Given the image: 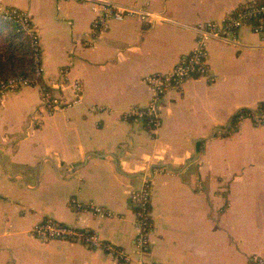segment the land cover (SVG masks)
I'll use <instances>...</instances> for the list:
<instances>
[{"label": "crops", "instance_id": "0c3cea01", "mask_svg": "<svg viewBox=\"0 0 264 264\" xmlns=\"http://www.w3.org/2000/svg\"><path fill=\"white\" fill-rule=\"evenodd\" d=\"M108 1L147 5L171 22L115 21L89 46V2L0 0L30 14L45 84L67 98L73 81L83 85L82 103L41 124L32 118L38 87L0 96V264H121L81 244L32 236L48 217L98 233L133 254L131 264H250L264 255V125L237 113L264 103V38L244 26L231 40H211L209 75L166 93L157 130L122 114L150 101L146 75L170 71L196 47L197 24L222 21L251 0ZM146 177L154 228L150 251L140 255L132 195ZM73 199L114 216L80 210Z\"/></svg>", "mask_w": 264, "mask_h": 264}, {"label": "built area", "instance_id": "2783aa9c", "mask_svg": "<svg viewBox=\"0 0 264 264\" xmlns=\"http://www.w3.org/2000/svg\"><path fill=\"white\" fill-rule=\"evenodd\" d=\"M91 4L95 13L88 39L89 46L95 45V41L107 33L113 22L123 21L127 18H137L149 24L157 22H171L164 15L150 10L147 5H129L108 0H84ZM0 17L13 21L25 29L38 46L36 68L38 76H43L44 67L41 62V47L39 35L35 31L31 16L28 12L15 7H0ZM249 26L252 31L264 38V0H251L243 3L237 9L229 13L222 21H205L194 27L196 32V47L183 55L176 65L167 72H154L144 77L145 83L151 89V99L145 106H131L122 115L124 119L144 121L150 129L157 130L162 124L160 104L166 93L171 89L180 90L187 80L193 77L209 75V49L208 43L213 39L231 40L240 28ZM232 36V38H231ZM61 80H69V69L60 68ZM73 96L67 98L56 94L53 89L39 81L31 83L20 77H12L0 82V96L8 91H17L26 86L38 87L41 91V103L33 115V122L41 124L46 115L66 110L82 103L83 85L80 80L71 83ZM96 108V107H93ZM240 122L251 121L253 124L264 125V105L253 108L241 109L237 113ZM135 207V224L137 234L135 237V252L145 255L150 251V237L154 228V221L150 209L151 205V180L146 177L140 190L132 195ZM72 203L80 210L90 211L100 217H112L114 213L106 210L93 202L81 203L73 199ZM32 236L43 241L63 240L84 245L93 251H102L121 264H131L133 254L127 252L111 242L101 239L98 233L87 229L78 228L54 218L48 217L36 223L30 230ZM136 264H166L147 263L143 258L136 259ZM250 264H264V255H256Z\"/></svg>", "mask_w": 264, "mask_h": 264}, {"label": "trees", "instance_id": "16d2710c", "mask_svg": "<svg viewBox=\"0 0 264 264\" xmlns=\"http://www.w3.org/2000/svg\"><path fill=\"white\" fill-rule=\"evenodd\" d=\"M37 48L25 29L0 17V82L20 77L44 85L43 76H38L36 70L39 66L36 61Z\"/></svg>", "mask_w": 264, "mask_h": 264}]
</instances>
